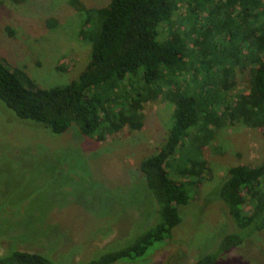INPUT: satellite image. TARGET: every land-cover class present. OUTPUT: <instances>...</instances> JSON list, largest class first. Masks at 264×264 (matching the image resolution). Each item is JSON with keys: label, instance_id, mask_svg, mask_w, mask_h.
<instances>
[{"label": "rangeland", "instance_id": "374dc122", "mask_svg": "<svg viewBox=\"0 0 264 264\" xmlns=\"http://www.w3.org/2000/svg\"><path fill=\"white\" fill-rule=\"evenodd\" d=\"M201 1L180 4L174 17L187 32L189 56L186 71L176 73L175 80L196 97L206 75L217 74L215 67L208 68L209 59L216 51L230 52L237 45L221 36L222 20L213 17L216 1ZM109 2L0 0V59L22 69L43 89L76 80L91 50L80 32L94 27L93 10ZM259 9H264V0ZM243 24L255 26L253 18ZM204 32L209 36L205 40L209 59L202 58ZM250 68L247 64L235 70L230 79L234 83L223 94L226 101L215 112L249 92ZM197 70L194 80L192 72ZM159 86L163 97L143 104L140 130L124 127L101 142L83 136L75 125L53 134L20 120L0 100V256L15 249L77 264L125 247L155 225L157 207L138 164L164 145L173 123L175 106L165 97L173 84ZM208 129L210 140L202 153L207 169L189 204L179 207L181 224L170 239L151 247L141 259L114 264H194L201 255L217 250L231 232L245 239L221 254L216 264H264V230L247 236L248 231L236 230L218 195L230 168L264 162V128L235 122ZM200 131L206 132L202 126ZM249 210L245 204L244 211Z\"/></svg>", "mask_w": 264, "mask_h": 264}, {"label": "trees", "instance_id": "16d2710c", "mask_svg": "<svg viewBox=\"0 0 264 264\" xmlns=\"http://www.w3.org/2000/svg\"><path fill=\"white\" fill-rule=\"evenodd\" d=\"M190 1L195 2L110 0L105 7L93 10L94 27L80 32V37L91 45L89 61L76 80L63 86L40 88L22 69L9 67L0 59V100L17 118L57 135L75 125L83 136L100 142L124 127L140 130L143 104L164 94L160 83L173 84V90L165 94L175 106L166 142L138 164L157 207L155 225L125 247L77 264L134 262L154 245L170 239L173 229L183 221L179 207L189 204L207 169L202 153L210 140L208 128L235 122L264 128V9H259L262 0H215L217 12L213 17L222 18L218 17L222 20L220 34L224 40H235L237 45L230 52L216 51L209 59L205 44L209 36L202 33V58L212 60L208 68L215 67L217 74L206 75L197 97L189 94L188 86L181 87L175 80L176 73L186 71L189 56L187 32L180 30L182 23L174 17L180 4ZM208 1L212 0L201 2ZM199 6L198 2L195 9ZM89 12L85 10L87 15ZM252 18L255 26H244ZM85 23L88 24V17ZM247 64L252 67L249 92L215 112L226 101L223 94L234 83L230 79L235 70H243ZM198 73L199 70L192 72L194 80ZM201 126L205 133L200 131ZM192 127L195 128L188 132ZM218 193L236 230L248 231L246 236L264 230V162L230 168ZM245 204L250 206L248 213L244 211ZM244 239L237 233H228L217 250L201 255L194 264H216L221 254L240 246ZM0 264L68 263L55 262L41 253L10 249L0 256Z\"/></svg>", "mask_w": 264, "mask_h": 264}]
</instances>
